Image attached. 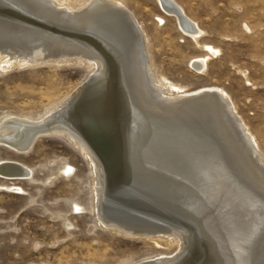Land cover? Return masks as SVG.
<instances>
[{
	"label": "bare ground",
	"instance_id": "1",
	"mask_svg": "<svg viewBox=\"0 0 264 264\" xmlns=\"http://www.w3.org/2000/svg\"><path fill=\"white\" fill-rule=\"evenodd\" d=\"M157 2L194 42L203 34L174 0ZM205 48L211 56L218 52ZM5 55L3 62L13 65L94 67L45 117H4L0 144L24 152L44 135L71 142L93 169L105 228L154 237L159 245L177 242L175 255L137 264H264L263 155L225 92H181L157 74L141 27L121 2L0 0V58ZM206 58L191 66L202 70ZM31 174L15 161H0L1 177Z\"/></svg>",
	"mask_w": 264,
	"mask_h": 264
},
{
	"label": "rangeland",
	"instance_id": "2",
	"mask_svg": "<svg viewBox=\"0 0 264 264\" xmlns=\"http://www.w3.org/2000/svg\"><path fill=\"white\" fill-rule=\"evenodd\" d=\"M118 1L140 25L157 74L181 92L203 87L225 92L264 157V0H174L203 31L195 42L157 0ZM205 47L218 52L211 56ZM203 57L206 67L197 71L191 63ZM7 58H0V121L45 117L94 68L56 61L13 65L3 62ZM222 158L236 174L232 157L224 151ZM4 160L32 174L0 176V264H137L176 254L177 242L159 245L154 237L128 236L100 223L93 169L64 137L40 136L24 152L0 144Z\"/></svg>",
	"mask_w": 264,
	"mask_h": 264
},
{
	"label": "water",
	"instance_id": "3",
	"mask_svg": "<svg viewBox=\"0 0 264 264\" xmlns=\"http://www.w3.org/2000/svg\"><path fill=\"white\" fill-rule=\"evenodd\" d=\"M75 39V38H74ZM67 115L73 114V107H71V109H68V111H66ZM131 217V216H130ZM133 217V216H132Z\"/></svg>",
	"mask_w": 264,
	"mask_h": 264
}]
</instances>
